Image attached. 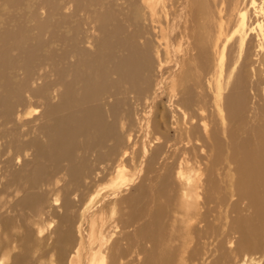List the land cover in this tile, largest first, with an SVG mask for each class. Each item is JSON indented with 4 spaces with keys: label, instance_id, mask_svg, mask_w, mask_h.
Returning a JSON list of instances; mask_svg holds the SVG:
<instances>
[{
    "label": "bare ground",
    "instance_id": "obj_1",
    "mask_svg": "<svg viewBox=\"0 0 264 264\" xmlns=\"http://www.w3.org/2000/svg\"><path fill=\"white\" fill-rule=\"evenodd\" d=\"M234 253L264 254V0H0V264Z\"/></svg>",
    "mask_w": 264,
    "mask_h": 264
},
{
    "label": "rangeland",
    "instance_id": "obj_2",
    "mask_svg": "<svg viewBox=\"0 0 264 264\" xmlns=\"http://www.w3.org/2000/svg\"><path fill=\"white\" fill-rule=\"evenodd\" d=\"M29 157H30V156H29ZM27 159H29V158H27ZM115 165H116L115 163H108L106 167H109L110 169L113 170L114 167H115ZM125 166H126V168L129 170V173H130V163H129V162H126V163H125ZM17 167H18V166H16L15 168L18 169ZM109 178H110V177H108V176L105 177V176L103 175V176L99 177V179H97V180H94V179H93V180H89L88 183H89V185H93L92 183L94 182V183H95V187L106 186V185H110V183H111V182L109 181ZM131 190H135V188H132ZM61 213H62V212H61ZM56 221H57V219H55V223H56ZM52 225H55V224H52ZM51 229H52V228H51ZM49 232H51V230H49ZM52 236H53V235L51 234V237H52ZM213 245L216 246V245H217V242H215V244H213ZM214 246H213V247H214ZM234 254H235V253H234ZM234 254H233V255L231 254V255L229 256L228 261H227L228 263H226V264H230V263H231V264H237V262H240V261H239V260H240V259H239L240 256H237L236 254H235V255H234ZM214 255H215V253H214ZM216 255L218 256V254H216ZM263 255H264V254H262V255H261V254H249V257H253V258L256 257L257 259H261V263H260V264H264V256H263ZM217 256H216V257H217ZM237 257H239V258H237ZM259 257H260V258H259ZM229 260H230L231 262H230ZM235 260H237V261H235ZM252 262H253V261H252ZM252 262H251V263L248 262V264H254V263H252Z\"/></svg>",
    "mask_w": 264,
    "mask_h": 264
}]
</instances>
